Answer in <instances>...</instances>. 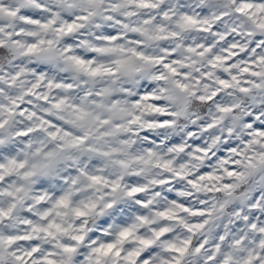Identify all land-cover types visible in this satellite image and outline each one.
<instances>
[{
    "label": "clouds",
    "instance_id": "clouds-1",
    "mask_svg": "<svg viewBox=\"0 0 264 264\" xmlns=\"http://www.w3.org/2000/svg\"><path fill=\"white\" fill-rule=\"evenodd\" d=\"M0 264H264V0H0Z\"/></svg>",
    "mask_w": 264,
    "mask_h": 264
}]
</instances>
